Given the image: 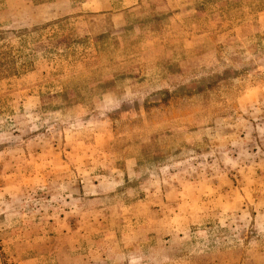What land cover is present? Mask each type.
<instances>
[{"label": "rangeland", "instance_id": "rangeland-1", "mask_svg": "<svg viewBox=\"0 0 264 264\" xmlns=\"http://www.w3.org/2000/svg\"><path fill=\"white\" fill-rule=\"evenodd\" d=\"M0 264H264V0H0Z\"/></svg>", "mask_w": 264, "mask_h": 264}]
</instances>
